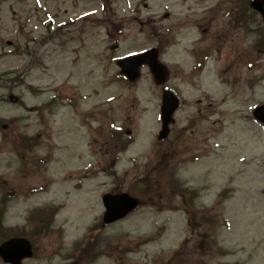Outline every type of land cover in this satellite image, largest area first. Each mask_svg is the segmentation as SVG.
<instances>
[{
  "label": "rangeland",
  "instance_id": "rangeland-1",
  "mask_svg": "<svg viewBox=\"0 0 264 264\" xmlns=\"http://www.w3.org/2000/svg\"><path fill=\"white\" fill-rule=\"evenodd\" d=\"M216 1L206 33L221 31L219 69L196 85L172 78L184 102L158 141L159 89L147 68L134 83L119 78L115 61L172 29L168 43L181 42L164 58L188 68L183 44L201 32L192 23L207 22L188 10L199 0H0V117L15 118L0 125V243L26 237L34 253L22 264H264V129L251 115L264 103V54L248 55L259 25L236 23L230 3ZM107 192L141 206L90 231ZM188 198L220 217L190 219ZM47 204L57 214L40 224L35 211Z\"/></svg>",
  "mask_w": 264,
  "mask_h": 264
},
{
  "label": "water",
  "instance_id": "water-1",
  "mask_svg": "<svg viewBox=\"0 0 264 264\" xmlns=\"http://www.w3.org/2000/svg\"><path fill=\"white\" fill-rule=\"evenodd\" d=\"M251 5L257 11L264 14V0H254ZM264 16V15H263ZM157 50L150 49L141 54L127 56L117 61L121 73L128 79L135 80L139 76L138 68L147 64L157 84L166 81L167 73L164 66L158 62ZM177 99L169 91H165L162 97L161 118L162 130L159 137L163 138L168 134V124L172 121V113L177 108ZM255 117L264 124V106L257 107L254 111ZM103 203L106 208L104 221L114 222L123 218L136 208L138 201L126 193L106 194L103 196ZM32 255L31 244L25 238H11L0 245V257L8 263L20 264L21 260Z\"/></svg>",
  "mask_w": 264,
  "mask_h": 264
},
{
  "label": "trees",
  "instance_id": "trees-1",
  "mask_svg": "<svg viewBox=\"0 0 264 264\" xmlns=\"http://www.w3.org/2000/svg\"><path fill=\"white\" fill-rule=\"evenodd\" d=\"M4 122H6V121H2V120H0V125H1L2 123H4ZM37 214L40 216L39 221H40L42 224H43V223H45V224H49L50 219H51V217H52V210L48 209V210L38 211ZM0 227H1V228H0V234H1L2 236L5 237L6 231L3 229V227L1 226V224H0Z\"/></svg>",
  "mask_w": 264,
  "mask_h": 264
},
{
  "label": "flooded vegetation",
  "instance_id": "flooded-vegetation-1",
  "mask_svg": "<svg viewBox=\"0 0 264 264\" xmlns=\"http://www.w3.org/2000/svg\"><path fill=\"white\" fill-rule=\"evenodd\" d=\"M205 14H207V18H210V20L213 19V17H209V16H208V10L205 11ZM203 31H204V32H207V28H205ZM220 32H221V31L217 30V31H215V32L210 36V40H211L213 43H215L216 45H218L219 43H221V38H222V36L220 35Z\"/></svg>",
  "mask_w": 264,
  "mask_h": 264
},
{
  "label": "bare ground",
  "instance_id": "bare-ground-1",
  "mask_svg": "<svg viewBox=\"0 0 264 264\" xmlns=\"http://www.w3.org/2000/svg\"><path fill=\"white\" fill-rule=\"evenodd\" d=\"M2 196V198H1V200L5 203V198H6V195L4 196V195H1Z\"/></svg>",
  "mask_w": 264,
  "mask_h": 264
},
{
  "label": "snow or ice",
  "instance_id": "snow-or-ice-1",
  "mask_svg": "<svg viewBox=\"0 0 264 264\" xmlns=\"http://www.w3.org/2000/svg\"><path fill=\"white\" fill-rule=\"evenodd\" d=\"M130 55H136V53H130Z\"/></svg>",
  "mask_w": 264,
  "mask_h": 264
}]
</instances>
